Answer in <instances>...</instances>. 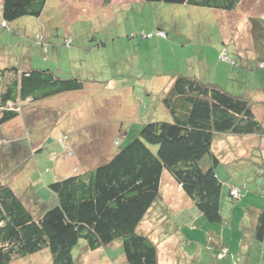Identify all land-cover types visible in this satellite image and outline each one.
<instances>
[{"label":"rangeland","instance_id":"obj_1","mask_svg":"<svg viewBox=\"0 0 264 264\" xmlns=\"http://www.w3.org/2000/svg\"><path fill=\"white\" fill-rule=\"evenodd\" d=\"M262 15L264 0H242L233 11L146 0H47L38 18L22 17L7 22V26L0 15V68L49 70L62 78L77 76L90 83L71 96L21 104L19 116L2 127L0 136L8 140V145L0 146V161L11 159L9 149H18L21 138L27 147L19 156L24 166L16 174L21 175L16 178L17 183L14 179L9 183L18 189H30L44 205H54L55 198L47 188L54 172L61 167V173L66 175L76 163L84 167L92 162L97 149L88 144L91 142L87 135L92 134L98 149L107 154L115 151L114 140L119 133L130 131L126 135L130 141L141 125L167 119L162 99L174 76L194 77L247 98L256 119L264 122V69H259L258 64V58L263 56L256 48L264 38L252 37L248 20L253 18L264 29ZM64 101L70 102L64 105L69 114H61L67 123L62 122L54 130L51 127L59 117L58 106ZM45 117L51 132L38 124ZM70 126L73 129H68ZM65 136V146L71 153L63 149L59 140ZM80 136L82 142L74 144L71 138ZM30 140L35 142L31 151L41 146L40 152H30ZM234 141L239 155L247 154L252 147L244 138ZM228 143L231 144L222 140L216 146L225 152ZM248 158L264 163V136L257 151L249 153ZM98 160L93 158V162ZM9 164L13 168L17 162L11 159ZM225 164L217 168V176L223 182V223L207 222L172 179L163 187L160 205L151 208L144 221V232L150 231L157 244L159 264H176L180 258L183 262L194 259L207 264L216 243H223L228 249L225 264L264 261L261 248L247 239V210L264 208V177L256 173L257 166L249 161L240 168L229 159ZM8 174L2 178L13 176ZM232 187L240 190L233 202L228 195ZM84 246L80 241L73 250L74 262ZM99 253L100 260L97 254L87 253L88 257L77 264H110L122 255L117 241ZM223 253L217 254V262ZM13 264H51L50 254L42 251Z\"/></svg>","mask_w":264,"mask_h":264},{"label":"trees","instance_id":"obj_2","mask_svg":"<svg viewBox=\"0 0 264 264\" xmlns=\"http://www.w3.org/2000/svg\"><path fill=\"white\" fill-rule=\"evenodd\" d=\"M146 1L233 11L242 0ZM46 2L1 0L2 22L8 26L7 22L22 17L38 18ZM251 25L252 37L261 35L264 38L260 23L254 21ZM256 48L263 56L258 58L261 65L258 68L264 69V39L263 43L258 42ZM89 84L77 76L62 78L49 70L0 68V130L19 116L21 104H37L66 94L71 96L82 92ZM66 103L70 102L64 101L62 107L58 106L61 109L59 117H54L51 127L54 130L63 122L61 114H69L68 107H64ZM162 106L168 116L166 120L141 125L130 141L126 137L130 131L118 132L114 152L103 154L98 149L97 140L91 137L93 135H87L91 142L88 144L97 149L94 154L98 156L93 154L92 162L90 160L84 167L76 163L66 175L61 173V167L60 171L54 172L53 180L47 185L55 198L51 206L44 205L30 189L25 190L23 186L18 189L9 183L10 179L17 183L16 178L21 173H16L24 166L19 156L23 150L27 151L22 138L17 144L18 149L11 147V159L16 160V166L10 167L11 159L1 160L3 167L0 165V264H13L46 250L51 264H77L84 256L88 257L87 253L97 254L95 256L100 260L99 251L108 249L116 241L122 255L111 260L110 264H159L157 244L151 239L150 231L144 232V221L149 210L160 205L161 186L165 185V178L172 179L181 187L190 205L207 222L223 223L225 220L220 214L223 182L217 176V168L226 165L228 159L237 163L238 168L247 166L248 161L255 163L248 158L249 150L247 154H237V145L232 139L261 138L264 135L263 125L256 119L247 98L234 96L215 84L203 83L194 77L174 76L162 99ZM64 108L65 112L61 113ZM47 121L45 117L38 124L43 130L51 132L52 129L48 130L45 125ZM80 138L71 139L78 144L82 142ZM59 140L63 149L71 153L65 146L67 137ZM222 140L231 142L225 152L216 146ZM125 141L128 143L124 146ZM7 143L8 140L0 136V146ZM34 143L29 141L30 152H40L41 146L37 151H31ZM19 150L21 152L18 153ZM71 156H74L73 152ZM93 158L99 160L93 162ZM259 164L256 173L263 178L264 163ZM6 165L9 167L7 170L4 168ZM8 173H13V176ZM3 174L9 177L2 178ZM232 188L228 195L233 202L236 197L231 196ZM248 216L250 237L264 253V208L248 210ZM158 218L161 219V216ZM80 241L85 246L79 249L77 262H74L73 250ZM221 247L226 250L217 262L215 259L222 251L219 250ZM83 249L86 251L83 252ZM213 253L207 264H222L228 249L223 243H216ZM176 264L201 263L194 259L183 262L180 258L176 259Z\"/></svg>","mask_w":264,"mask_h":264},{"label":"crops","instance_id":"obj_3","mask_svg":"<svg viewBox=\"0 0 264 264\" xmlns=\"http://www.w3.org/2000/svg\"><path fill=\"white\" fill-rule=\"evenodd\" d=\"M262 14V13H261ZM262 17H264L263 15H262ZM248 20H249V22H250V28H251V23H253L255 20L253 19V18H251V17H248ZM257 22V21H256ZM258 121L261 123V124H264V122L261 120V119H258ZM264 136V135H263ZM262 136V137H263ZM235 139H237V138H234V140ZM260 137H258V136H248V137H244V140L245 141H247L248 142V144H251L252 145V147L250 148V149H248L250 152H252V151H257V149L259 148V145H260ZM233 140V139H232ZM233 140V144H235V141ZM237 145V144H236ZM246 150H244V152H245ZM241 155H243V153L241 154ZM255 164V165H254ZM253 165L254 166H259L260 164L259 163H253ZM171 181L172 180H170V179H168V178H165V185L166 184H168V183H171ZM164 185V186H165ZM163 186V187H164ZM163 187L161 186V188L163 189ZM259 210V209H258ZM247 215H248V210H247ZM250 219V218H249ZM249 233L247 234V236L249 237ZM249 241H251L250 239H251V237L250 238H247ZM226 262L224 261V264H225Z\"/></svg>","mask_w":264,"mask_h":264},{"label":"built area","instance_id":"obj_4","mask_svg":"<svg viewBox=\"0 0 264 264\" xmlns=\"http://www.w3.org/2000/svg\"><path fill=\"white\" fill-rule=\"evenodd\" d=\"M232 195L237 198L239 195L238 189L235 188V192L232 191ZM222 252H224V250H222Z\"/></svg>","mask_w":264,"mask_h":264}]
</instances>
